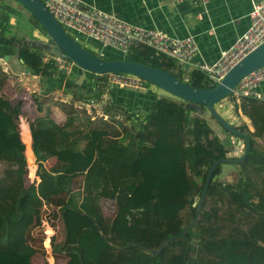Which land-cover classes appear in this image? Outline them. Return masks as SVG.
Here are the masks:
<instances>
[{"label":"trees","instance_id":"trees-1","mask_svg":"<svg viewBox=\"0 0 264 264\" xmlns=\"http://www.w3.org/2000/svg\"><path fill=\"white\" fill-rule=\"evenodd\" d=\"M27 21L40 29L33 15ZM30 47L21 44L15 53L29 72L43 79L44 92L28 97L12 86L10 95L8 74L0 67V264H33L34 248L24 234L35 214L48 247L54 231L46 219L50 189L65 194L58 207L63 236L52 245L66 256L62 264H264V148L256 140L264 139V97L240 94L236 100L228 94L234 112L239 115L240 110L252 126L250 130L243 120L237 126L250 139L239 162L242 168L232 181H221L217 164L196 222L154 254L148 249L192 218L209 165L229 150L225 140L201 115V104L117 87L109 90L110 119L91 120L72 102L58 100L65 114L59 123L48 114L49 101L41 95L61 87L64 75L39 48ZM108 50L103 57L122 56ZM124 55L168 71L173 64L148 46ZM187 75L191 85L214 84L197 67ZM62 89L73 99L98 94L70 79ZM111 108L125 114L129 127L112 117ZM88 146L91 158L76 161ZM50 156H56L55 166L47 168L41 162ZM77 175L79 186L73 188ZM101 197L113 201L109 217L101 210Z\"/></svg>","mask_w":264,"mask_h":264},{"label":"built area","instance_id":"built-area-1","mask_svg":"<svg viewBox=\"0 0 264 264\" xmlns=\"http://www.w3.org/2000/svg\"><path fill=\"white\" fill-rule=\"evenodd\" d=\"M53 17L67 31L70 29L75 34L88 36L101 46H112L121 53L148 46L155 53L163 54L173 60V64L168 67L169 71L177 73L184 81L188 78L186 65L197 51V44L190 34L183 36L171 35L161 28L148 27L145 25L130 22L118 17L110 11H106L98 6L85 3L83 0H41ZM176 2L182 0H174ZM197 3L204 0H189ZM249 23L246 28L236 37V39L226 48L219 50L217 58L211 63L200 62L197 68L203 70L210 82H217L222 74L246 52L254 48L264 39V0H252L248 11ZM102 55V52L99 53ZM44 59L50 60L56 71L64 76L70 75L77 65L68 57L62 54L44 53ZM0 67L9 73V66L0 57ZM77 67V68H76ZM28 72L20 70L19 80L23 83L29 80ZM32 90L38 92L40 76L30 72ZM38 78V79H37ZM93 89L98 94L85 99H73L72 94L64 92L63 89L50 91V95L62 102H72L73 106L83 111L91 120L110 118L107 111L109 105L108 93L111 88H130L135 90H145L148 81L139 75L120 72L107 71L104 73L92 72ZM264 80V65L245 74L233 88L231 95L236 100L240 94L264 97L257 92V85ZM12 94V92H11ZM115 118L122 120V116L115 114ZM232 142V150H228L229 156H238L243 149V142Z\"/></svg>","mask_w":264,"mask_h":264},{"label":"crops","instance_id":"crops-1","mask_svg":"<svg viewBox=\"0 0 264 264\" xmlns=\"http://www.w3.org/2000/svg\"><path fill=\"white\" fill-rule=\"evenodd\" d=\"M83 1L87 4L95 5L106 11H110L118 17L124 18L130 22L145 25L148 27L161 28L171 35H192L197 44V51L192 56L190 62L185 66L186 70L189 71L193 68H196V65L200 62H213L217 58L219 50L228 47L246 28L249 23L248 11L250 9L252 0H204L197 3L191 2L189 0H182L179 2H176L174 0ZM4 2V5L0 4V57L6 60L10 69L9 73H7L8 89L10 92H12L13 90L11 88L12 86H14L19 94L20 87L17 83L19 82L25 91L34 93L35 91H29L25 87H23L26 86L30 90H32L31 86L33 85V79L30 76V72L27 74L29 77V80L27 82L23 83L19 80L18 72H20V70H24V65L22 64L21 59H19L15 53L18 46L23 44L24 41L28 39V32L26 33L25 31L24 33H21L19 32V30L15 29L13 24L11 25L10 21L12 19H15V16H13V13L15 11L9 12V10L5 8V6H7L8 8V3H6V0ZM15 10L19 9L15 8ZM77 35L80 36L81 34ZM74 38H76V35L74 36ZM97 44L101 49L98 50V54L99 52H102L103 55L104 49H109L108 51L112 53L121 54L118 49L113 48L112 46H101L99 42H97ZM97 44L95 43V45ZM4 54L8 55L7 58H4ZM77 70L78 69H75L70 74H75L74 77H68L69 75L63 76L60 85L61 87H58L56 89H62V87L64 88V83L67 79H70L72 84H74L75 86L80 87L86 84L89 86V88H93L92 84L90 85L89 83L85 82L84 79L86 77V74L84 79H82L80 83L76 82V78L78 75ZM42 84L43 81L42 79H40V86ZM124 89L134 90L150 95L162 94L159 93L158 90L154 91L153 88L149 89L147 87L145 90H135L130 88ZM256 90L262 96H264V80L257 85ZM31 95L38 96L39 94ZM43 96H45V93L41 95V97ZM57 101L58 100H56V102ZM122 101L125 100L122 99ZM238 112L242 119L245 120V118H247L240 112V110H238ZM135 115L137 114L135 113ZM52 118L55 119L54 117ZM218 134L221 135L223 139H226L227 134L224 133L223 135L221 134V132H218Z\"/></svg>","mask_w":264,"mask_h":264},{"label":"water","instance_id":"water-1","mask_svg":"<svg viewBox=\"0 0 264 264\" xmlns=\"http://www.w3.org/2000/svg\"><path fill=\"white\" fill-rule=\"evenodd\" d=\"M11 6L20 5L19 11L23 14L28 8L27 17L33 15L40 24V31L44 38H30L26 40L28 46L36 47L44 52L62 54L71 59L77 65L78 75L76 82L84 79L86 72L104 73L107 71L128 72L143 77L148 82L158 86L168 94L188 102L189 105L201 104L209 115L216 120L220 126L231 134L242 138L243 149L238 156L219 157L211 162L204 177L201 193L195 204V211L190 221L179 231L167 236L156 248H149L151 253H158L164 244L188 231L199 217L202 202L205 198L208 184L210 182L214 167L221 163H239L247 154L250 147L248 134L232 122L224 118L215 108V103L230 94L245 74L264 65V39L254 48L246 52L235 63H233L213 85L199 87L178 78L172 72L127 58H107L94 54L82 46L72 37L65 28L53 17L41 0H6ZM4 54V58H7ZM24 72L28 68L24 67ZM200 111V109L198 110ZM102 237L104 234L101 232ZM129 243L121 247H126ZM145 249H147L144 246Z\"/></svg>","mask_w":264,"mask_h":264},{"label":"rangeland","instance_id":"rangeland-1","mask_svg":"<svg viewBox=\"0 0 264 264\" xmlns=\"http://www.w3.org/2000/svg\"><path fill=\"white\" fill-rule=\"evenodd\" d=\"M4 1L5 0H0V4L4 5L5 4ZM14 7L16 9H20L19 4H16L15 6H9L8 5V8H7V6H5V8L9 10V12L15 11L13 13V16H15V19L17 20V22L15 19H12L10 21L11 25L13 24L15 29L19 30V32H21V33H24L25 31H26V33L28 32L27 33L28 39H30V38H44V35L40 31V29L38 27L33 26L29 21H27L26 15L19 13L17 10L14 9ZM7 15H8V12H7ZM10 16H12V15H10ZM67 31L71 36L76 35V38H75L76 41L78 43H80L82 46H84L85 48H87L89 51L94 52V53H98V50H101L99 48L97 42H95L93 40H89L88 36H85V35L78 36L77 34H75L70 29H67ZM95 43L97 45H95ZM23 45H28V44L26 43V41H24ZM30 48L32 49V48H36V47H30ZM38 52H39V54H42L44 56L43 50L39 49ZM121 55H122L121 56L122 58H125L124 54L121 53ZM71 76L74 77L75 74L69 75L68 77H71ZM91 76H92V72H86V77L84 79L85 82L89 83L90 85L93 84ZM87 77H88V79H87ZM40 79H42V78H40ZM40 79L38 81L39 85H40ZM42 81H43V79H42ZM17 83L20 87L19 88V94H21V95L29 97L30 94L38 95V94L44 92L42 85L40 86V90L38 92L33 93V92L25 91L22 88V85L19 82H17ZM146 86L149 89L153 88L154 91L158 90L159 93H162V94L164 93V94L169 95L171 97H175L173 95L168 94L166 91H164L163 89L159 88L158 86H156L150 82H148L146 84ZM10 95H11V93H10ZM45 96L47 97V100L49 101L47 104L48 114L50 116L54 117L56 119V121H58V122L64 121L65 114L57 105V103H56L57 99H54L49 94V91L45 92ZM33 97H35V96H33ZM175 98H177V97H175ZM22 100L27 105H29V103H31L29 99L27 100V99H24L22 97ZM215 108L224 118H226L228 121L232 122L236 126L241 124V121L243 120L247 124V127L250 130H252L250 120L248 119V122L250 124V126H249L248 122H246V120L242 119V117L240 115L236 114L234 112V110L232 109V100H230L229 95L222 98L218 102H216ZM30 109H32V108H30ZM24 112L26 113L27 111H24ZM111 112L113 113V115L118 114V115L122 116V120L116 118L117 121H119L121 124L129 127L130 120L125 118V114L120 113V111H116V109H114V108H111ZM113 115H112V117L115 118ZM201 115L207 120L208 124L212 127V129L216 133L221 132V134H223V135H224V133L227 134L226 139H224L225 140L224 144L229 150H232V148H233L231 140H233V142H239V141L243 142L242 138L237 137L236 135L230 134L228 131L223 129L220 126V124L209 115L208 111L205 108L202 110ZM78 116H80V118H82V120L85 119V116L82 112H80V115L78 114ZM27 118H28V116H27ZM256 140H257V143L260 145V147L264 148V139L257 138ZM64 152L68 153L67 150H64ZM226 156H229L228 153H226ZM90 158H91V148L89 146L85 147V149L82 151V153L76 154V156H75L76 161L82 160L83 162H87ZM55 161H56V156H50V157L46 158L45 160H43L41 162V164L45 165L47 168L54 167ZM251 165L253 166L254 164H251ZM251 165H248V166L250 167ZM240 168H242V165L240 163H221L220 164V171L217 174V179L221 180V181H232L237 176L238 172L240 171ZM80 178H81L80 175H77L74 177V183L72 185L73 188H77L79 186ZM24 180H25V182H29L27 177H26V174H25ZM64 200H65L64 192H59L55 189H50L48 198H45V202L49 208V212L46 214V219H47L49 225L54 230L52 235L50 236L48 247H44V245H43L44 225L42 223L36 222V214H35L33 222L30 224V226L25 231V234H24L25 237L24 238H25L26 242L28 244L32 245L34 248V253L32 255L33 264H62V262L66 258V256L64 254H62L61 252H54L52 250V245L59 242L63 236V224H62V220L60 217V211H59L58 207H59V205H61L64 202ZM100 206H101V210H102L104 216L109 217L112 215L114 205H113V201L111 199L101 197L100 198ZM184 214H185V211L182 210L181 215L183 216ZM49 254H51V256Z\"/></svg>","mask_w":264,"mask_h":264},{"label":"bare ground","instance_id":"bare-ground-1","mask_svg":"<svg viewBox=\"0 0 264 264\" xmlns=\"http://www.w3.org/2000/svg\"><path fill=\"white\" fill-rule=\"evenodd\" d=\"M28 8L24 11V13H23V15H26V17H27V14H28Z\"/></svg>","mask_w":264,"mask_h":264},{"label":"clouds","instance_id":"clouds-1","mask_svg":"<svg viewBox=\"0 0 264 264\" xmlns=\"http://www.w3.org/2000/svg\"><path fill=\"white\" fill-rule=\"evenodd\" d=\"M29 71V70H28ZM11 93V92H10Z\"/></svg>","mask_w":264,"mask_h":264}]
</instances>
